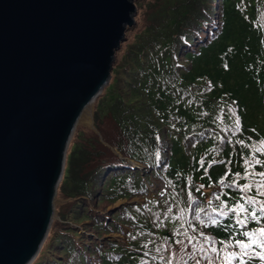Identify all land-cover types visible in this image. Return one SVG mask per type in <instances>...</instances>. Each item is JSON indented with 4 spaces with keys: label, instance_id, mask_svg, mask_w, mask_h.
I'll return each instance as SVG.
<instances>
[{
    "label": "trees",
    "instance_id": "obj_1",
    "mask_svg": "<svg viewBox=\"0 0 264 264\" xmlns=\"http://www.w3.org/2000/svg\"><path fill=\"white\" fill-rule=\"evenodd\" d=\"M136 5L95 103L99 133L75 131L59 219L32 264H208L200 246L240 228L217 206L242 195L237 182L253 195L264 170L252 162L264 161V0Z\"/></svg>",
    "mask_w": 264,
    "mask_h": 264
},
{
    "label": "water",
    "instance_id": "obj_2",
    "mask_svg": "<svg viewBox=\"0 0 264 264\" xmlns=\"http://www.w3.org/2000/svg\"><path fill=\"white\" fill-rule=\"evenodd\" d=\"M136 1L0 0V264H32L59 219L72 138L87 108L98 132Z\"/></svg>",
    "mask_w": 264,
    "mask_h": 264
},
{
    "label": "snow or ice",
    "instance_id": "obj_3",
    "mask_svg": "<svg viewBox=\"0 0 264 264\" xmlns=\"http://www.w3.org/2000/svg\"><path fill=\"white\" fill-rule=\"evenodd\" d=\"M252 162L264 168V161L256 159L255 156ZM250 169L251 162L245 169L248 175H251ZM236 175H239V173ZM256 176L258 179L255 182L253 195H248V193L253 192L254 185L252 183L240 185L237 182L236 186L242 195L232 203L231 207L226 202L217 206L220 209V214L224 215L226 219L230 220L231 216H234L235 225H239L240 228L232 233L230 240L226 238L219 241V245H222L223 248L211 241H209L207 248L204 245L200 246L201 256L207 260L208 264H236L237 261H239V264H249V260L253 255L264 260V253L252 251L253 245L264 248V170L258 171ZM257 196L261 199H257ZM253 221L256 226L251 230H240L246 229ZM193 247H195V244H193ZM236 248H239L238 252L235 250ZM207 253H211V255ZM196 264H200L199 259H197Z\"/></svg>",
    "mask_w": 264,
    "mask_h": 264
},
{
    "label": "bare ground",
    "instance_id": "obj_4",
    "mask_svg": "<svg viewBox=\"0 0 264 264\" xmlns=\"http://www.w3.org/2000/svg\"><path fill=\"white\" fill-rule=\"evenodd\" d=\"M92 121V116H91V110L90 108L85 109L81 116V123H90Z\"/></svg>",
    "mask_w": 264,
    "mask_h": 264
},
{
    "label": "rangeland",
    "instance_id": "obj_5",
    "mask_svg": "<svg viewBox=\"0 0 264 264\" xmlns=\"http://www.w3.org/2000/svg\"><path fill=\"white\" fill-rule=\"evenodd\" d=\"M137 2H138V0L136 1V3H137ZM137 17H138V15L136 16V18H137ZM132 27H133V26H132ZM130 28H131V27H130ZM128 37H129V36H128ZM128 37H127V38H128ZM125 42H126V41H125ZM121 48H122V46H121ZM119 51H120V50H119ZM81 125L88 126L87 123H85V122L80 123L78 126H81ZM77 128H78V127H77ZM76 130H77V129H76ZM162 188H163V185L159 183V184L157 185L156 190H154V191H155V192H156V191H159V190L162 189ZM59 204H61V203H58V205H59ZM58 205H57V206H58Z\"/></svg>",
    "mask_w": 264,
    "mask_h": 264
}]
</instances>
